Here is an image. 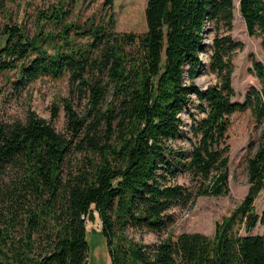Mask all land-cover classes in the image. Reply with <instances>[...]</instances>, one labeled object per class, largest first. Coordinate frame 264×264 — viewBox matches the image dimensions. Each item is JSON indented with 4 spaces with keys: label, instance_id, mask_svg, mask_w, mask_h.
I'll use <instances>...</instances> for the list:
<instances>
[{
    "label": "trees",
    "instance_id": "trees-1",
    "mask_svg": "<svg viewBox=\"0 0 264 264\" xmlns=\"http://www.w3.org/2000/svg\"><path fill=\"white\" fill-rule=\"evenodd\" d=\"M238 9L246 34L259 38L264 50V0H238ZM64 14L57 8L45 17L61 25L58 40L45 34L29 40L18 27H6L0 73L12 71L16 91L42 77L67 75L89 88L94 119L75 147L34 113L24 122L0 123V197L19 210H35L25 218L21 249L11 240L12 225L0 227V264H87L86 225L94 218L111 264H264V233L251 234L264 226V214L254 212L264 190V67L253 61L260 88L234 102L232 60L242 43L230 34L215 36L211 45L204 39L207 23L232 30L233 0H147L143 34L116 33L110 21L91 24L76 33L87 41L76 47ZM208 52L216 82L200 89L194 79L205 66L200 54ZM106 90L112 100L102 113ZM247 110L259 138L246 162L244 199L211 238L182 233L163 239L174 224L173 209L229 194V118ZM68 125L75 136L83 120L69 110ZM72 148L86 154L73 170L67 166ZM13 170L21 172L19 181L3 188ZM129 230L153 233L157 241L139 244Z\"/></svg>",
    "mask_w": 264,
    "mask_h": 264
},
{
    "label": "rangeland",
    "instance_id": "rangeland-1",
    "mask_svg": "<svg viewBox=\"0 0 264 264\" xmlns=\"http://www.w3.org/2000/svg\"><path fill=\"white\" fill-rule=\"evenodd\" d=\"M147 0H113L111 6H107L106 0H0V47L4 45L3 32L6 27L16 26L30 40L36 35L45 34L54 36L58 40L61 25L54 24L45 17L52 9L61 8L65 14L64 23L71 24L67 38L72 46L84 45L86 38L77 35L83 33L91 24L105 25L111 22L116 33L141 35L146 30L144 19V8ZM213 23H207L204 39L207 45H211L215 36L230 34L234 42L242 43V49L236 51L233 56V74L231 79L234 90V102H242L246 91L255 87L260 88V83L253 71V61L260 62L264 67V50L261 40L257 37H249L246 34L244 23L240 17L238 0H233L232 30L226 33L224 29L214 27ZM49 52H51L49 50ZM208 55L200 54L199 58L204 63L201 74L194 79V83L205 89L216 82V78L208 69ZM12 71L0 73V123L10 124L13 122H24L28 113H34L38 118L44 119L52 124L54 129L61 135L72 141L73 147L80 144L92 125L95 111H91L92 100L89 88L81 83H70L69 77L64 75L57 79L42 77L25 87L16 91L11 84ZM112 97L105 92L103 100L99 105L102 113L106 111ZM192 102L196 100L193 97ZM82 121L83 126L78 134L73 136L69 131L68 111ZM188 110L195 114L191 106ZM182 120L188 121L186 111L181 114ZM227 131L228 145V185L229 194L225 197H200L185 209H173L174 224L168 228L162 238L174 239L182 233H200L209 238L213 237L215 225L227 218L244 199L248 189V176L246 162L253 155L259 138V129H255L250 111L235 113L229 118ZM86 154L76 152L72 148L67 157L68 168L75 169L84 162ZM89 158H94L89 156ZM68 169V170H69ZM21 176L19 171H8L3 178L1 186L6 188L7 184L14 186ZM16 178V182L10 180ZM179 183H186V178H179ZM13 195V194H11ZM0 197V227L8 224L11 240L15 248L21 249L22 238L27 229L26 216L32 209L19 210L11 204L9 199ZM15 197V195H13ZM32 199L27 202L30 204ZM28 204L23 205L29 208ZM18 209L17 211H14ZM254 212L258 216L264 214V190L260 192L254 202ZM13 219H11L12 215ZM86 230V241L88 244L87 264H111L106 248V242L102 235L97 218L88 222ZM264 226L257 225L251 232L252 235H263ZM128 237L133 238L142 245L152 244L157 241L155 234L145 231H127ZM241 235H245L243 230ZM37 246V245H35ZM37 256H33L34 258Z\"/></svg>",
    "mask_w": 264,
    "mask_h": 264
}]
</instances>
